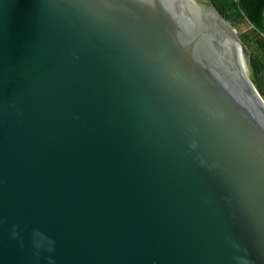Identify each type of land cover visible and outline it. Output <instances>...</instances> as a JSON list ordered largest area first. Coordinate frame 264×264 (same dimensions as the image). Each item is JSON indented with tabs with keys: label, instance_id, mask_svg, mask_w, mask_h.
<instances>
[{
	"label": "water",
	"instance_id": "water-1",
	"mask_svg": "<svg viewBox=\"0 0 264 264\" xmlns=\"http://www.w3.org/2000/svg\"><path fill=\"white\" fill-rule=\"evenodd\" d=\"M262 94L211 0H0V264H264Z\"/></svg>",
	"mask_w": 264,
	"mask_h": 264
},
{
	"label": "trees",
	"instance_id": "trees-1",
	"mask_svg": "<svg viewBox=\"0 0 264 264\" xmlns=\"http://www.w3.org/2000/svg\"><path fill=\"white\" fill-rule=\"evenodd\" d=\"M222 17L228 20L233 28L238 22L248 25V31L259 40L256 45L247 34L238 37L248 56L263 73L264 99V0H211Z\"/></svg>",
	"mask_w": 264,
	"mask_h": 264
},
{
	"label": "rangeland",
	"instance_id": "rangeland-1",
	"mask_svg": "<svg viewBox=\"0 0 264 264\" xmlns=\"http://www.w3.org/2000/svg\"><path fill=\"white\" fill-rule=\"evenodd\" d=\"M235 32L238 34H247L248 38H252L251 40L256 45V43L259 41L254 40L255 38L253 35L248 31V25L244 22H238L237 25L234 27ZM264 101V99H262Z\"/></svg>",
	"mask_w": 264,
	"mask_h": 264
}]
</instances>
